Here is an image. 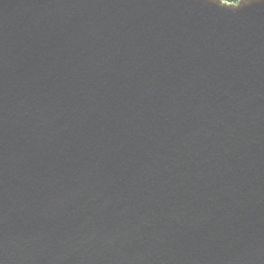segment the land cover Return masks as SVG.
Listing matches in <instances>:
<instances>
[{
    "label": "water",
    "instance_id": "water-1",
    "mask_svg": "<svg viewBox=\"0 0 264 264\" xmlns=\"http://www.w3.org/2000/svg\"><path fill=\"white\" fill-rule=\"evenodd\" d=\"M0 0V264H264V0Z\"/></svg>",
    "mask_w": 264,
    "mask_h": 264
},
{
    "label": "snow or ice",
    "instance_id": "snow-or-ice-1",
    "mask_svg": "<svg viewBox=\"0 0 264 264\" xmlns=\"http://www.w3.org/2000/svg\"><path fill=\"white\" fill-rule=\"evenodd\" d=\"M218 2H219L220 4H222V3L220 2V0H218ZM234 2L236 3L237 6L240 5V0H234ZM222 5H223V4H222Z\"/></svg>",
    "mask_w": 264,
    "mask_h": 264
},
{
    "label": "trees",
    "instance_id": "trees-1",
    "mask_svg": "<svg viewBox=\"0 0 264 264\" xmlns=\"http://www.w3.org/2000/svg\"><path fill=\"white\" fill-rule=\"evenodd\" d=\"M225 1L234 2V0H225Z\"/></svg>",
    "mask_w": 264,
    "mask_h": 264
},
{
    "label": "rangeland",
    "instance_id": "rangeland-1",
    "mask_svg": "<svg viewBox=\"0 0 264 264\" xmlns=\"http://www.w3.org/2000/svg\"><path fill=\"white\" fill-rule=\"evenodd\" d=\"M227 2H229V1H227Z\"/></svg>",
    "mask_w": 264,
    "mask_h": 264
}]
</instances>
